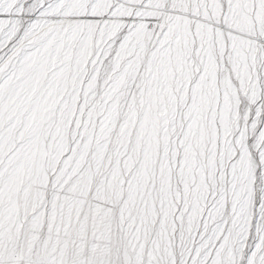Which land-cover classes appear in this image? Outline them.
I'll return each instance as SVG.
<instances>
[{"label": "rangeland", "instance_id": "obj_1", "mask_svg": "<svg viewBox=\"0 0 264 264\" xmlns=\"http://www.w3.org/2000/svg\"><path fill=\"white\" fill-rule=\"evenodd\" d=\"M0 264H264V0H0Z\"/></svg>", "mask_w": 264, "mask_h": 264}]
</instances>
